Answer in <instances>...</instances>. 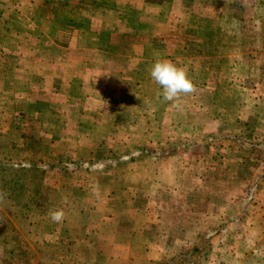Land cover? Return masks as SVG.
Masks as SVG:
<instances>
[{
	"label": "rangeland",
	"instance_id": "1",
	"mask_svg": "<svg viewBox=\"0 0 264 264\" xmlns=\"http://www.w3.org/2000/svg\"><path fill=\"white\" fill-rule=\"evenodd\" d=\"M122 1L0 0V264H264V0H196L198 17H177L194 31L185 38L195 40L181 44L183 58L171 49L166 61L187 73L195 91L174 103L148 85L157 60H117L123 70L135 63L145 84L133 89L149 104L122 110L133 126L122 134L124 144L112 141L114 105L104 101L108 120L97 122L103 117L98 84L112 63L63 55L66 27L95 21ZM82 10L89 12L83 20ZM53 24L57 60H47L43 41L54 38ZM196 39L205 43L202 59ZM145 48L147 58L156 49L150 42ZM81 115L96 127L77 130ZM178 150L188 155L187 171L209 163L200 186L181 185L171 195L179 212L193 203L203 213L213 204L230 216L228 228L204 225L198 235L195 216L187 225L172 218L157 225L129 215L156 190L147 171ZM56 209L65 213L60 223L48 215ZM149 224L151 231L142 229Z\"/></svg>",
	"mask_w": 264,
	"mask_h": 264
},
{
	"label": "crops",
	"instance_id": "2",
	"mask_svg": "<svg viewBox=\"0 0 264 264\" xmlns=\"http://www.w3.org/2000/svg\"><path fill=\"white\" fill-rule=\"evenodd\" d=\"M177 1H180L179 4H177ZM169 2H171V4H169ZM193 2H196V0H124L116 5V7L122 6L120 7L121 9L112 7V10H101L98 12L95 21L90 19L86 20L84 22L87 24L84 26L81 24L79 28L75 26L66 27V39L64 41L65 47L63 49L64 60H108L106 65L110 63L113 65L103 77L101 83L98 84V95L101 92L99 101L101 104L98 108L102 111L103 117L100 121L97 119V122L105 123L108 120L105 113L108 106L104 101L107 104L111 103V105H114L112 109L114 120L111 129L118 130L117 132H114L112 136V141L114 143L119 139L121 141L120 143L124 144L123 138L126 134L125 130H129L133 127L129 120H122V117L127 118L126 115L122 114V110L123 112L135 113L138 104H147L146 97L137 93L133 89L137 84H145L141 83V78H137V75H135L136 72L133 71L136 66L135 63L130 62L128 64L129 67L123 70L121 65L117 63V60H169L167 56L172 55V52H170L171 49H180V53L182 54L186 47L181 44H183L184 41L195 40L192 38L186 39L184 32L187 31L186 33H194V31L192 32L190 27L184 26V22L178 20L177 17L181 16L184 18L187 13L190 14V16L198 17L201 12L197 5H192ZM126 6L129 8L127 9ZM125 8L127 10H124ZM96 11L93 10L92 12ZM83 13L86 14H81L82 20L84 19L83 16L89 17V12L87 10H84ZM120 17L124 20L125 25H120ZM236 17H240V15L237 14ZM129 23L132 24L130 27H128ZM90 25H96L95 32L90 29ZM56 27V24H53L49 28V31L54 34V38L50 36L48 38L49 40L43 41L48 42L50 48L48 54L49 58L47 60H57L56 50L59 44V39L56 38V33H54ZM134 28L138 30H132ZM216 28L217 26H212L209 31V34H211V41L212 34L216 32ZM127 30H129L128 35H122V32ZM201 30L202 29L200 28V31ZM78 32L80 34H78ZM132 33L134 35H132ZM173 33L182 34L179 35ZM157 38L161 40L160 46L153 45V41ZM74 41H80L81 44L74 47ZM149 42L150 48L155 47L156 49L154 51L151 49L150 53L148 52L149 57L147 58V55L145 54V50H147L145 44ZM129 45L130 47L133 46L132 51L129 50ZM138 46H141L144 49L136 48ZM204 47L205 43L196 39V49L204 50ZM213 48L215 49L214 46ZM201 50L198 53L200 55L199 57H201L200 59H202L205 53L204 51L201 52ZM184 54L185 53L181 55V58H183ZM98 81L99 78H97V82ZM148 81L149 87H155L161 97L160 87L150 78V75ZM110 92L113 93L112 98L110 100H103L104 95L106 97ZM98 95H96L97 100L99 99ZM69 97L73 98L71 96ZM85 97L86 96L79 94L77 98L84 99ZM148 105L149 104L145 106ZM144 107L143 111L145 109ZM117 111L118 115H116ZM85 118L84 115H81L82 123L80 122V126H77V130H82L78 128L89 129L91 127H96L92 122L93 120L96 123L94 118L91 117L89 121H86ZM74 122H76V119ZM102 127L105 128L101 124V128ZM122 134L124 136H122ZM110 135L112 134L105 135L104 143H108ZM89 144H93V142L90 141ZM179 150V153L176 155L166 156V154H164V156L160 157V162H158L160 163V168L157 169L154 166L151 167L149 172L147 171V175L150 177V183H153L154 186H152L155 187L156 190L150 187L151 190L149 193H151L152 196L145 198L142 205L137 207V209H130L129 215L131 218H139L145 222L152 219L151 222H157V225L161 224L162 218L165 219L166 224H168V219L172 218L176 219V223L180 225H187L188 222H191V218L195 216L197 218V223L196 226H193V231L198 232L199 235L201 234L199 232L201 231L202 226L205 225L207 227L206 230L213 229L219 224L218 218H223L224 214L222 212H216L215 208L217 209V206L213 204L207 206V211L203 213L197 211L195 213L194 210L196 209L194 208L195 204L193 203H191V205L188 204V208L181 207V213L179 212V207L176 205L174 201L175 199L171 195L174 196L175 193H179L182 186L187 184H191L192 186L195 185L196 187L200 186V184L204 182L206 175L208 174L207 168H209L208 161L206 163L203 162L205 163V166L199 169L197 167V162H195V164H192V167H190V170L187 171L185 162L188 155L184 153L180 154L181 151ZM165 153H167V151H165ZM167 154L169 155V153ZM190 158L193 159V157ZM184 189L187 188L184 187ZM128 190L131 191V188L128 187ZM154 191H156V193L153 194L152 192ZM133 192H135L134 188ZM166 193L168 194V199L165 198ZM165 200H167V202H165ZM231 206L232 202L228 203V205L227 203L224 204L223 208L226 209ZM223 208L218 207L220 210ZM189 210H192L191 213L187 212ZM186 213H188L187 216L185 215ZM179 218L182 219L179 220ZM202 218L205 220L204 224L201 223ZM153 227V224H149V227H144L142 229L151 231V228ZM186 227V231H189L191 229V223ZM206 230H204V232H206ZM166 237L168 240L169 235H166ZM184 238L182 237L181 239Z\"/></svg>",
	"mask_w": 264,
	"mask_h": 264
},
{
	"label": "clouds",
	"instance_id": "3",
	"mask_svg": "<svg viewBox=\"0 0 264 264\" xmlns=\"http://www.w3.org/2000/svg\"><path fill=\"white\" fill-rule=\"evenodd\" d=\"M149 75L160 87L161 98L165 102L174 103L182 95H188L195 91L194 84L187 73L166 60L155 61L150 68ZM48 215L53 223H60L65 217L62 209L50 211Z\"/></svg>",
	"mask_w": 264,
	"mask_h": 264
},
{
	"label": "trees",
	"instance_id": "4",
	"mask_svg": "<svg viewBox=\"0 0 264 264\" xmlns=\"http://www.w3.org/2000/svg\"><path fill=\"white\" fill-rule=\"evenodd\" d=\"M250 146H253L252 144H249ZM258 147V146H257ZM250 157V156H249ZM264 161V160H263ZM230 218V216H228V215H225V217H223L222 218V220H223V223L221 222L220 224H217V226H218V228H219V225H221L220 227H221V229H222V227L223 228H228L229 227V224H228V222H229V219ZM204 237H202V238H200V240L201 239H203Z\"/></svg>",
	"mask_w": 264,
	"mask_h": 264
}]
</instances>
